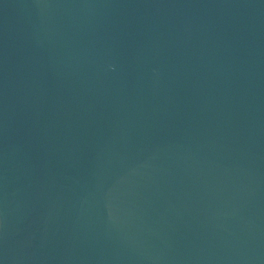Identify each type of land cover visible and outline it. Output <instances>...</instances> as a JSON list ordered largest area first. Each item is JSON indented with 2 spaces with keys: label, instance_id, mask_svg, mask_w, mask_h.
Listing matches in <instances>:
<instances>
[{
  "label": "water",
  "instance_id": "water-1",
  "mask_svg": "<svg viewBox=\"0 0 264 264\" xmlns=\"http://www.w3.org/2000/svg\"><path fill=\"white\" fill-rule=\"evenodd\" d=\"M0 264H264V0H0Z\"/></svg>",
  "mask_w": 264,
  "mask_h": 264
}]
</instances>
